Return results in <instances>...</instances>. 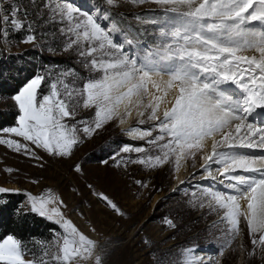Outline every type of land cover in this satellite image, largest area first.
<instances>
[{
  "label": "snow or ice",
  "instance_id": "1",
  "mask_svg": "<svg viewBox=\"0 0 264 264\" xmlns=\"http://www.w3.org/2000/svg\"><path fill=\"white\" fill-rule=\"evenodd\" d=\"M107 2L115 6V0ZM152 2L161 6L155 10L159 15L144 23L156 29L152 33L155 44L139 39L138 33L130 34L106 13L97 16L71 2L44 0L50 17L65 25L60 29L67 41L64 50H76L86 59V67L100 75L86 81L82 92L77 93L63 81L72 70L61 73L51 84L50 94L39 98L45 76L36 75L14 97L21 113L18 126L2 130L29 143L12 138H0V143L36 159L40 157L30 145L70 158L82 137L93 135L114 119L124 124L134 107H142L143 111H137L138 126L129 132L144 144L125 145L120 152L144 156L125 163L155 169L172 161L174 171H178L183 160L192 158L195 162L202 154L198 171L208 184L197 189L207 198L198 197L199 206L222 210L225 235L232 239L239 235L243 217L252 244L264 246V154L244 151L264 152V0ZM4 11L0 0V12ZM27 16L26 8L8 4L7 14L0 15V39L8 37L11 25V30L26 28L29 34L24 42H34L36 35ZM247 50L258 55L242 54ZM77 97H83L82 104ZM145 97H150L147 104L143 103ZM80 106L95 112L91 123L80 121L78 127L68 121L74 119ZM145 124L149 126L139 127ZM119 154L114 153V157ZM74 170L81 173V165L75 164ZM136 183L147 186L143 181ZM186 184L188 181H180V185ZM9 191L0 187V194ZM98 198L124 215L108 195L101 192ZM30 199L35 212L62 225L64 235L53 244L57 252L51 258L56 264L93 257L98 242L64 218L60 207L49 208L50 204L63 205L62 200L56 201L51 191L47 196L30 195ZM165 223L175 227L172 219H165ZM25 255L14 236L0 241V264H37L36 259H25ZM48 255L45 250L39 264H48L44 259ZM101 260L96 255L94 264H101Z\"/></svg>",
  "mask_w": 264,
  "mask_h": 264
},
{
  "label": "rangeland",
  "instance_id": "2",
  "mask_svg": "<svg viewBox=\"0 0 264 264\" xmlns=\"http://www.w3.org/2000/svg\"><path fill=\"white\" fill-rule=\"evenodd\" d=\"M64 1L68 0H60V2ZM69 2L79 7L81 11H89L93 15L106 13L119 26L122 23L120 27H126L129 33H138L139 38L149 44L156 42L152 35L156 29L151 24L144 23L153 15H159L155 10L161 6L152 0H144L143 3H140V0H115V6L109 5L107 0H69ZM2 3L5 11L0 12V15L7 14V5L12 4L27 9V21L32 25L33 20L36 23L44 19L41 28L32 27L36 35L34 42L25 43L26 37L17 40L12 35L17 30H11V25H8L10 28L8 37L0 39V122L8 120L7 114L12 109L18 111L14 125L0 127V138L18 139L22 143H29L14 134L2 131L5 128L18 126V117L21 114L18 102L14 99L19 92L6 96L2 92L3 87L9 84L6 81H9L11 74L23 78L33 66V63H29L30 60L20 59L18 63L22 64L20 68L24 73L22 76L19 70L11 73V61L15 59L13 56L28 55L30 51L36 56H29L35 59V72L39 71V75L45 76L38 90V98L50 94L51 84L60 78L61 73L72 70L71 75L64 77L63 81L69 89L77 93L82 92L86 81L98 78L100 74L86 67V59L79 57L76 50H64L67 41L60 29L65 25L55 22L50 17L48 9L44 7V0H2ZM137 16L141 17L140 20H137ZM143 26L146 27L145 30ZM23 30L25 34H29L26 28ZM242 54L258 55L253 50H247ZM60 57L70 58L75 65L47 60ZM58 87L64 92L62 86L58 85ZM149 98L145 97L143 103L147 104ZM77 99L81 104L83 103V97ZM137 111H143V108L132 109V116L126 119L129 120L126 128L114 119L93 135L82 137L83 142L77 145L70 158L50 155L45 150L30 145L36 156L40 157L36 159L26 155L24 151L17 152L14 148L0 143V187L8 188L10 190L8 193L24 198L20 206L27 211H34L30 195L47 196L51 191L56 201H63V205L50 204L49 208L60 207L64 218L71 220L80 231L89 235L99 245L92 258L86 261L78 258L73 264H94L96 255L102 257L101 264H217V262L218 264H249L248 261L253 256L264 264V246L259 243L255 246L252 244L247 222L243 217L240 218L241 231L232 239L225 235L227 225L221 219L223 211L213 210L207 205L199 206L197 198L205 201L207 198L197 189L201 185L208 184V181L201 180L198 171L203 163L202 154L196 156L195 162L192 158L183 160L178 171H174L172 161L155 169L138 163H125L129 158L135 160L138 156H144L143 153L120 152L122 146L144 144L143 140L132 138L129 132V129L138 126ZM94 112V108L77 107L74 119L68 122L75 123L78 127L80 121L91 123ZM148 126L145 124L139 127ZM153 135L156 133L154 132ZM244 151L252 155L264 154L260 150ZM114 153L120 154L114 157ZM149 154H152L151 151ZM105 160L107 163L102 162ZM77 163L81 165V173L74 170V165ZM9 169L12 171H8ZM193 173H197L195 179H192ZM213 175H216L215 166ZM181 180L188 181V184L180 185ZM136 181H143L147 186H141ZM101 192L108 195L122 209L123 216L114 212L98 198V193ZM193 192L195 195H186ZM3 194H0V197ZM165 219H172L175 227L168 226ZM51 221L56 223L54 220ZM56 224L59 230L54 231L52 241L44 242L43 247L34 252L18 237L12 235L21 242L22 249L26 253L25 259H36L39 264L42 253L47 250L49 255L44 259L48 260V264H56L51 258L52 254L57 252L53 244L64 235L62 225ZM91 228H95V231H89ZM258 237L259 234L256 235L257 240ZM192 251L212 253L213 261L205 263L191 260L189 254ZM221 251L223 255H220Z\"/></svg>",
  "mask_w": 264,
  "mask_h": 264
},
{
  "label": "trees",
  "instance_id": "3",
  "mask_svg": "<svg viewBox=\"0 0 264 264\" xmlns=\"http://www.w3.org/2000/svg\"><path fill=\"white\" fill-rule=\"evenodd\" d=\"M35 14V11H33ZM44 19L39 20L35 23L33 20L32 27L37 29L42 25ZM48 30V29H47ZM17 40H22L26 37L25 30H18L14 34ZM29 56L34 57L33 51H30L28 55H17L13 56L11 61L10 70L13 73L15 70L21 72V76L24 73L22 70L20 63V59L23 61L30 60L29 63H33V66L29 69L27 74L23 78L15 77L14 74H11L9 77V84H6L3 87L2 92L5 93L6 96H12L17 94L21 87L27 83L35 75V59L29 58ZM36 57V56H35ZM48 62H56L75 65L70 58H55V59H47ZM45 62V63H48ZM18 64V66L16 65ZM18 115V111L12 109L7 116L8 120L0 122V127H4L7 125H14L16 123V118ZM24 198L17 196L16 194H3L0 197V241L3 240L8 235H14L19 238V240L23 241L24 245L29 246L34 250H38L43 247V243H49L54 238V231L59 230L56 223L49 220L45 216L39 215V213L25 210L20 204L22 203ZM249 264H261L260 260L253 256L249 259Z\"/></svg>",
  "mask_w": 264,
  "mask_h": 264
},
{
  "label": "bare ground",
  "instance_id": "4",
  "mask_svg": "<svg viewBox=\"0 0 264 264\" xmlns=\"http://www.w3.org/2000/svg\"><path fill=\"white\" fill-rule=\"evenodd\" d=\"M64 2H69V1H64ZM255 23V22H254ZM247 55V54H246ZM163 79H168V77L165 75L163 77ZM257 112H260L259 109H257ZM262 115H264V113H262ZM129 120L126 121L123 125L124 127L126 128L129 124H128ZM131 136V135H130ZM189 257L191 258V260H197V261H201V262H212L213 261V257L214 255L212 253H205V252H194L192 251L190 254H189ZM211 258V259H209Z\"/></svg>",
  "mask_w": 264,
  "mask_h": 264
},
{
  "label": "built area",
  "instance_id": "5",
  "mask_svg": "<svg viewBox=\"0 0 264 264\" xmlns=\"http://www.w3.org/2000/svg\"><path fill=\"white\" fill-rule=\"evenodd\" d=\"M35 75H39V71L35 72ZM35 75H34V76H35Z\"/></svg>",
  "mask_w": 264,
  "mask_h": 264
},
{
  "label": "water",
  "instance_id": "6",
  "mask_svg": "<svg viewBox=\"0 0 264 264\" xmlns=\"http://www.w3.org/2000/svg\"><path fill=\"white\" fill-rule=\"evenodd\" d=\"M69 1V0H68Z\"/></svg>",
  "mask_w": 264,
  "mask_h": 264
}]
</instances>
